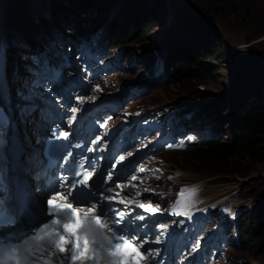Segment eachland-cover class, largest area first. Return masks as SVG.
<instances>
[{
    "label": "rangeland",
    "instance_id": "374dc122",
    "mask_svg": "<svg viewBox=\"0 0 264 264\" xmlns=\"http://www.w3.org/2000/svg\"><path fill=\"white\" fill-rule=\"evenodd\" d=\"M25 4H27V13L29 5H31L32 11L35 12V10H39L40 7L45 11L48 6V2L46 0H30V3L28 0H24ZM124 1V0H123ZM123 1H119L117 3H113L109 7H104L102 11L106 15V21L111 18L113 9H118L119 6L122 7L121 4ZM159 0H156V2ZM237 0H161V2L158 3V5H155L154 8L156 9L154 13H152L149 23V28L145 32L137 31L136 34H134L132 37H127V40L125 38H121L122 46H129L132 48L133 51H135L137 54L140 53V58L145 55L143 51H147V48L156 43H161L163 47L156 44L158 49H155L156 51H163L166 55V52L168 53L169 49H167L169 46L163 43L164 38L166 35L170 36L172 39V45L174 46V43L176 46H180V51L178 54L179 56L185 60L190 61L192 56L188 55L187 52H184L182 50H187V44L189 39H185L184 36L188 35L187 28L185 27L190 26V23H185L184 21L190 20L193 17H197V21L199 25L206 26L207 25V31L210 33L209 35L212 37L211 33H214L217 30V35L219 37H222L223 41V53H221L220 59H210L209 60L205 56H201L197 59V64H200L201 61L208 60L210 64L215 65L216 68L210 72L207 73V70L204 71V75L201 77L200 81H195L192 78L187 79V76H180V75H174L172 72H168L170 79L166 80L164 83L156 86L152 91L142 95L137 102H161L166 100L167 98L174 96V95H180L181 98L187 103L192 102H198L201 100L203 94L210 95H229L234 96L235 95V89L233 88L234 81L237 78V74L235 69L232 70V65H234L231 60L233 58L235 52L241 53L246 50H248L249 47L252 48L251 51H257L260 52L261 50H264V43L260 42L258 45H254V42L261 41L264 39V33L258 37L253 39H248L249 34L253 32V35L261 33V31H258V26H262L264 24V13L260 14V20H256L252 16H246L243 15V11L240 10V3L238 2L237 8L230 9L233 7V3ZM262 3L264 0H256ZM20 0H0V8L3 15L6 14V18H9L10 14H13L14 11L17 9V5L14 6L16 3L18 4ZM163 2L165 3V7H163ZM154 3V0L151 2V4ZM61 4V3H58ZM125 5V1H124ZM11 8V9H10ZM50 8L52 9L51 2H50ZM11 10L10 13H6L8 10ZM235 11L236 14L233 13ZM183 13V14H182ZM124 14V16H123ZM79 17V14H76ZM128 14L125 11L124 7H122V14L119 12L115 14L113 17V20H116L117 22H127L128 21ZM105 17V16H103ZM204 17V18H203ZM64 18H66L64 16ZM105 19V18H104ZM78 21V19L73 20L71 22ZM131 19L129 20V22ZM154 21V23H153ZM70 22V23H71ZM69 23V24H70ZM168 27H165L164 30L160 29L161 26L165 25ZM38 27V26H37ZM159 27V28H158ZM4 29V26H3ZM39 37L42 38L44 35H42V28L39 27ZM45 31V30H44ZM112 34L115 35V32L120 33V30H112ZM257 31V32H254ZM37 29L34 30L33 34L35 37H37V41H40V38L38 37ZM88 30L85 29V31L81 34V40H84L86 38ZM204 32V31H203ZM16 34H21L23 37L27 35L28 38H31V33L27 34V30L25 28H20V30ZM15 34V35H16ZM15 35L12 34L11 37H14ZM124 36V35H123ZM154 37V38H153ZM41 38V39H42ZM80 40V41H81ZM188 40V41H187ZM81 42H77V46L80 47ZM56 44L54 48L56 49ZM21 46L15 48L12 52H15L17 49H20ZM57 50V49H56ZM151 53L155 54V51L153 49H149ZM244 54V53H243ZM23 53H18L17 56L23 57ZM244 58L246 56L244 55ZM35 63L36 69L40 67V57L39 55H36L31 58L24 57L23 61L19 62V65L21 66L20 70L22 72L25 71L24 68H26L30 63ZM169 62V69L172 71L171 68V60ZM243 62V61H242ZM38 63V65H37ZM139 63H137L138 65ZM188 63L182 64L183 67H188ZM140 68V65L138 66ZM236 66L234 65V68ZM190 68L195 69L194 66L190 65ZM141 70V69H140ZM233 71V73H232ZM252 77H256V72L252 71L251 74ZM121 78V76H118V80ZM44 82V81H43ZM23 85H29L27 81L22 82ZM194 83H197L196 85ZM195 86H194V85ZM200 84V85H198ZM131 85V84H130ZM128 85L126 89L130 86ZM186 85H193L192 88L189 90L182 92L181 87H184ZM198 85V86H197ZM257 83L252 84L251 90L254 92H250V95L253 96V105L256 103L261 102L262 97L259 96V92L257 90ZM87 91H89V96H91L94 92V86L93 82H89L87 85ZM203 88H206L207 91L203 90ZM262 103V102H261ZM194 106L196 104H193ZM257 106V105H256ZM232 112V108L230 106L229 110L227 112H223L222 114H228ZM207 117V120L203 119V115H198L196 117H192L187 125L191 126L192 128H201L205 122L207 121H213L211 118H209V115L205 113ZM212 117V116H211ZM229 125L228 120H223L221 127L223 128L220 130V133H223V140L219 143V145L227 144L228 145V152L236 151V140L238 137H241V127L238 129V137L237 139L233 141H229V134L225 131L226 128ZM230 144V145H229ZM198 148V147H197ZM200 149V147H199ZM262 148L259 149L261 151ZM193 150H195V153H193ZM171 151V155H165L163 156L167 163L174 159L176 163H170L172 169L176 172L177 164L180 162H183L185 165L181 164L178 167L182 166L183 170H188L190 173L191 170H193V173H196V177L186 176L184 181L189 180H204L206 182L207 177H205V174L208 172L209 167L207 165V161H204V156L206 152H199L196 148L191 149H185L180 150V153L182 155H187L188 159L185 161L183 159H186V157L177 154V150H169ZM243 159L237 161L239 166H233V167H240L239 173H231L230 175H215V179L211 180L209 183L206 182V186L204 187V192L202 191L201 197L207 196V198H216L219 196H231L230 203L232 205L236 204H254L253 199L255 196H257L259 193L264 194V152L261 154L256 155L254 158L243 155ZM233 160L236 161L238 157L236 154L233 156ZM179 159V160H177ZM208 169V170H207ZM226 170H232V166H229ZM211 171V170H210ZM192 172V171H191ZM232 172V171H231ZM187 173V174H188ZM175 175V173H174ZM177 180V178L175 179ZM259 184L260 190L257 187ZM253 190V192H252ZM264 217V213H257L256 209H252L248 212V215L244 217L243 222L246 221L247 223V231H250L254 228H260L263 221L262 218ZM224 222H214L212 225V229H216V235L222 236L223 234H228L230 227L229 225H223ZM258 236V234L256 233ZM252 238L248 241L247 245L241 249H232L231 254L237 258L239 256L243 257L247 261H253L257 264L262 262L264 264V249L259 245V243L256 242V238ZM261 249V250H260ZM196 257L202 258V253H195ZM244 259H242L244 261ZM223 264H226V261H223Z\"/></svg>",
    "mask_w": 264,
    "mask_h": 264
},
{
    "label": "trees",
    "instance_id": "16d2710c",
    "mask_svg": "<svg viewBox=\"0 0 264 264\" xmlns=\"http://www.w3.org/2000/svg\"><path fill=\"white\" fill-rule=\"evenodd\" d=\"M119 1L123 0H50L54 21L57 17H61L63 14H66L67 19H61L67 22V24H69L72 20L78 19L76 24L79 28L82 29L87 24L86 28L90 32H93L94 28H98L99 22H103L104 17L102 9ZM124 1L120 4L124 7V11H126L129 15L128 21L126 24H121V22H115L116 20H113L110 25L111 31L114 29L120 30V33L115 32L118 39H127V37H132L137 33V31L145 32L149 28L148 25L151 21V15L156 10L154 6L161 2V0L157 2L154 0V3L151 4L153 0ZM238 2L240 3V10L243 11V15L252 16L256 20H260L261 17L259 13H264V1L260 3L256 0H237L233 3L234 6L230 9L237 8ZM16 5L17 9L14 13L10 14L9 18H6V22L14 20L12 24L5 25L7 38L12 36V34L15 35L20 28L23 27L27 30V28L32 25V21H29L31 20V16L27 13V4H25V1L20 0V2L18 4L16 3L14 6ZM162 6L165 7L164 2ZM10 9L7 13L11 12ZM233 13L236 14L235 11H233ZM76 14H79V17ZM130 19L131 21L129 22ZM184 22L190 23V26H185L187 28L186 30L188 35L184 36V41L188 38L189 41H187L189 44H187L186 47L188 51L185 49L182 51L187 52L193 59L190 61L185 60L186 57L182 59L179 56L180 54H178L180 46H176L175 43L173 46L172 39L168 35L165 36L163 41L164 44L169 46L167 48L169 51L168 53L166 52V55L168 60L173 58L172 71L175 72V74L180 75L181 77L186 75L187 79L192 78L195 81H200L205 70H207V74L216 68V66L210 64L208 60L209 58H221L220 54L223 53L224 49L222 44L223 38L220 37V35L218 37L217 30L214 33H211V37L209 35L210 33L207 31V25H199L197 17H193L190 20L186 19ZM65 31L70 33L71 26H66ZM258 31H261V33L253 35V32H251L248 39L260 37L264 33V24L260 26V28L258 26ZM16 35L21 36V34ZM260 42L264 43V39L254 42V45H258ZM156 44L155 46L157 48L158 46ZM12 45L13 43L10 44V46ZM158 45L163 46L161 43ZM251 50L252 48L249 47L248 50L244 52H236L233 58H231V63L236 66L234 68V65H232V70L235 69L237 74L236 80H233L235 95L232 97L229 95H221L218 97H216L217 95H213L206 103V108L214 112H219L220 109H222L223 112H227L231 106L232 112L225 115L230 119L232 128L229 141L237 139L238 134L235 138L233 132L237 131L239 124H241V137H238L235 143L237 146L236 151L228 152L227 144H216L212 147L198 150L199 152H206L204 161H207V165L211 170L208 174L211 176H215L216 174V176H218L239 173L241 170L240 167L233 166L240 165L237 161L242 160L244 158L243 155H248L254 158L256 155L264 152V50H261L260 52ZM244 55L246 58H244ZM201 56H205L208 60L201 61L200 64H197V59ZM185 63L189 64L188 67L181 66ZM190 65L194 66L195 69L190 68ZM252 71L256 72V77L251 76ZM253 82L258 84L256 91H258L259 96L262 97V103L258 101L255 105L252 104L254 95L249 94L252 91L251 86ZM194 84L196 85L197 83ZM193 85L181 87V91H187L192 88ZM207 96L208 95L205 93L201 99L206 98ZM260 148H262L261 151H259ZM235 154L238 157L236 161L233 160V156ZM229 166H232V172L230 170H226ZM191 171L193 172V170ZM260 185L261 184L257 186L259 190L261 187ZM253 201L254 204L252 208L256 209L257 213H264V194L259 193L255 196ZM262 220H264V217ZM257 234L259 236V243H261V247L264 249V221L257 231Z\"/></svg>",
    "mask_w": 264,
    "mask_h": 264
},
{
    "label": "snow or ice",
    "instance_id": "6c2138e0",
    "mask_svg": "<svg viewBox=\"0 0 264 264\" xmlns=\"http://www.w3.org/2000/svg\"><path fill=\"white\" fill-rule=\"evenodd\" d=\"M76 99L82 103L84 98ZM71 111L74 113L76 109L72 108ZM74 119L73 116L69 124ZM106 125L107 119L100 126L106 127ZM70 135L69 131L60 128L53 131L54 138L59 140H68ZM101 139V136H97L91 144L97 145ZM75 147L79 148L80 145L77 144ZM94 150L93 147L87 149L89 152ZM124 160V155L119 156L112 164V168L115 169ZM62 162L65 170L60 174L59 179L50 185V195L46 199L45 206L50 217L49 221L21 244H0V254L10 250L14 264H99L102 254L118 258L112 264H142V261L153 256L151 249L144 248L147 240L133 235L131 231L125 232L124 229H117L123 233L122 235H117L116 231H113L116 225L125 222L126 216L131 212L129 206L133 205L134 201L124 200L121 192L129 185L134 188L135 184L132 181L137 177L133 175L128 183L113 181V186L99 193L100 199L108 202L109 212L106 213L103 204L93 202L96 201V197L91 181L96 169L94 165L88 164V158L78 157L69 150L62 157ZM139 171L144 172L145 169L140 168ZM112 180L113 173L109 172L104 184ZM117 189L120 191H116ZM136 195L139 197L141 193L138 191ZM116 204L124 207L118 209L115 207ZM77 205L89 206L87 211H84L83 207ZM135 206L152 215L159 212V208H154L151 204L136 202ZM189 208L190 205L181 200L172 208L170 214L191 218ZM136 219L143 220L145 216L140 215ZM157 227L166 228L165 225H157ZM141 249H144V252H141Z\"/></svg>",
    "mask_w": 264,
    "mask_h": 264
},
{
    "label": "bare ground",
    "instance_id": "6f19581e",
    "mask_svg": "<svg viewBox=\"0 0 264 264\" xmlns=\"http://www.w3.org/2000/svg\"><path fill=\"white\" fill-rule=\"evenodd\" d=\"M28 2L30 3V0H28ZM46 2H48V6H47L48 9H46L45 11L40 7L39 10H35V12H33L32 11V8H31V5H29L28 10H30V11H28V15L31 16V20H29V21H32V25L27 28V34L29 33V31L31 33L32 27L35 28V27L38 26L37 27L38 28V31H40L39 30V27H41L42 30H43L41 32L42 35H45L46 29L48 28V26L51 25L52 23H56V21H54V19H53L52 9L50 8V0H46ZM119 12L122 14V7L121 6H119L118 9H116V8L113 9L111 18H109L107 21H106V19H107L106 18V15L103 12V16H105L104 17L105 19L103 20V23H105V25H106V28H107V31L106 32H107V35H108V43H107V46H111L110 44L112 43L111 42V40H112L111 34H112L113 31L110 30V25L113 22V17L115 16V14H117ZM5 16H6V14L4 15V19H3V15H2V12H1V8H0V44L2 43V41H4L5 39H7L5 25L6 24H12L14 22V20L13 21H10V22H6L7 19H6ZM64 16L66 17V14H63L60 18H64ZM123 16H124V14H123ZM64 19H67V17L64 18ZM115 22H117V21H115ZM124 23L126 24V22L121 21V24H124ZM47 24H49V25H47ZM3 26H4V29H3ZM165 27H168V26H166V24H165V25L161 26L160 29H163L164 30ZM55 28H57V30H62L63 29L62 27H59L57 25L55 26ZM63 32H65L66 34H69V33H67L65 31V28L63 29ZM91 34H93V32ZM100 36H101V34L98 33V36L95 35V37H93L92 39H88L87 41L84 40L83 41V45H82L83 46V49H87L88 51L92 52L93 51V46H94L93 44H94V42H97L100 39ZM25 37L28 40H31L30 38L27 37V35ZM31 38H32V35H31ZM41 38H42V36H41ZM152 45L155 46V44H152ZM152 45H150V46H152ZM19 46L20 45L13 43L12 46H9L10 52H12L15 48H17ZM110 49H112V47H108V50H110ZM135 59H136V62H138L139 64H141V61L142 60L140 58V54L136 55ZM37 65H38V63H37ZM26 69H28V70H35L36 69L35 63H33V62L30 63L26 67ZM127 82H128V79H125L124 81H122L120 83V86H123V87H121V88H124V86H126V83ZM233 88H234V85H233ZM87 89L88 88H87V86L85 84V87L83 88V90L85 91V93L87 92ZM213 95H215V94H213ZM213 95L207 96L206 98H203V99H201L198 102H193L192 104H196L195 106L198 108V110H197L198 113H200L202 115H205V113H207L209 115V118H211L213 121L216 122L215 128H217L218 130H222L223 129L221 127L222 121L223 120L224 121L225 120H228L229 121V125H228V127L226 128L225 131L230 136V133H232L230 119L227 118L225 115H221L220 112L210 111V110H208L206 108L207 101L210 100ZM202 115H201V117H202ZM202 118L205 120V117L204 116ZM188 172H189L188 170H183V167L180 166L176 170V177L179 179V181H182L183 180L182 175L187 174ZM39 199L41 201L44 200V198L42 196H40ZM246 211L247 210H243L242 213L243 212H246ZM216 222H221V223L224 222L223 225H226V226L230 224V222H229V220H228L227 217H225L223 219H220V220H217ZM230 227H231V225H230ZM230 229L228 231V234L225 233L222 236H217L216 235V229H212L211 232H210V235H209V239L206 240V241H204V242H202L198 246V248L196 249V252H195L196 254L197 253L198 254L199 253H202V258H199V260L203 259L206 256L207 257H213V256L218 255L221 252V248L223 246L222 241L229 242L232 239V237L235 236V233L234 232H230ZM223 261H226V264H237V263L233 262L231 259H229L227 257H224ZM242 264H247V263L244 262Z\"/></svg>",
    "mask_w": 264,
    "mask_h": 264
},
{
    "label": "clouds",
    "instance_id": "9594fccd",
    "mask_svg": "<svg viewBox=\"0 0 264 264\" xmlns=\"http://www.w3.org/2000/svg\"><path fill=\"white\" fill-rule=\"evenodd\" d=\"M236 53V52H235ZM171 60V68H172V65H173V58L172 59H170ZM169 60V61H170ZM168 67H169V63H168ZM172 72V74H174V75H177V74H175V72H173V71H171ZM198 85H200V84H198ZM197 85V86H198ZM202 89L203 90H205V91H207L206 90V88H203V86H202ZM182 92H185V91H182ZM174 96H176V95H174ZM220 114L222 115V109H220ZM229 114V113H228ZM224 115H227V114H224ZM207 122H209V121H207ZM207 122H205L204 123V125L207 123ZM203 125V126H204ZM202 126V127H203ZM201 127V128H202ZM241 127V124H239V126H238V128H237V131H234L233 132V134L235 135V138L237 137V133H238V129ZM218 130V129H217ZM223 133H220L217 137H215V138H213V139H207V140H205L202 144H200V143H197L198 145H196V146H192V145H190V144H188V146H186V147H188V149H191V148H196V149H198L199 150V147H200V149H206V148H208V147H212V146H214V145H216V144H219L222 140H223ZM226 139H229V138H226ZM231 142V141H230ZM198 147V148H197ZM187 149V148H186ZM177 150V154H180V155H182L181 153H180V150H183V148L182 149H176ZM185 150V149H184ZM169 151V150H168ZM193 153H195V150H193ZM165 155H169V154H167L166 152H163V153H161L160 154V159H161V162H162V165H161V167H162V169L164 170L165 169V167L166 166H168V167H170L171 165H170V163H176V161L173 159L172 161H169L168 163H167V161L165 160V158L163 157V156H165ZM171 156V155H170ZM182 156H184V157H186V159H183V160H187L188 159V156L187 155H182ZM177 160H179V159H177ZM181 164H183V165H185L183 162H180V163H178L177 164V166H179V165H181ZM208 170V169H207ZM209 172H210V170H208ZM221 176V175H220ZM94 192V191H93ZM252 192H253V190H252ZM253 196L255 197V195L253 194ZM148 197V199L151 201V202H149V203H151L153 206H157L158 207V204H160V205H163V201L162 200H160V196H159V194H154V195H150V197L149 196H147ZM212 199H222V201L225 203V207H228V208H230L231 210H233V211H236V210H248L246 213H242L241 214V216L240 217H238L237 218V220L235 221V222H233V223H231V225H232V229H234V230H236V235L234 236V237H232V239H231V241H230V243H228L227 244V248H228V251L226 252V255H232L231 254V252H232V249H241V248H243V247H245V246H248L247 245V243H248V241L249 240H251L252 238H255L257 235H256V233H257V231H258V228H254V229H252V230H250V231H247V223H246V221L245 222H243V219H244V217L245 216H247L248 215V212L249 211H251L253 208H252V206L253 205H251V204H246V205H243V204H236V205H232L231 203H230V200H231V196H219V197H216V198H212ZM206 200H210V198H207ZM158 203V204H157ZM207 204H209L208 202H205V205H207ZM78 206H80V205H77V207ZM232 213V212H231ZM118 232V231H117ZM237 232L238 233H240V234H237ZM189 233V235H190V237L192 238L193 237V239L194 240H196L197 239V236L194 234H191V232H188ZM201 233H205V230H201ZM117 235H119V232L118 233H116ZM122 235V234H121ZM180 236H177L176 238H179ZM235 241H238L239 243H240V246L239 247H236L235 246ZM256 242L257 243H259V236H257V238H256ZM259 245L261 246V243H259ZM150 257V256H149ZM148 257V258H149ZM232 257H233V255H232ZM237 258H240V260H242V259H244L243 257H241V256H239V257H237ZM102 259H105V254H102ZM150 259V261L152 262V263H154V264H166L165 263V261L163 260V258H162V256L161 255H155V256H152V257H150L149 258ZM246 263L247 262V260L246 259H244V261L242 260V263ZM237 264H242L240 261H238V262H236ZM260 263H262V262H260ZM0 264H14V261L11 259V256H10V250H7V251H5V252H3L2 254H0ZM106 264H110V262H107L106 261ZM146 264H148V259H147V261H146Z\"/></svg>",
    "mask_w": 264,
    "mask_h": 264
}]
</instances>
